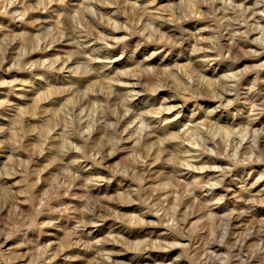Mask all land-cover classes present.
Segmentation results:
<instances>
[{"label":"clouds","instance_id":"obj_1","mask_svg":"<svg viewBox=\"0 0 264 264\" xmlns=\"http://www.w3.org/2000/svg\"><path fill=\"white\" fill-rule=\"evenodd\" d=\"M104 2L4 0L0 71L30 76L0 79V264H264V0ZM34 33L61 42L35 63ZM34 68L68 82L57 120L7 98Z\"/></svg>","mask_w":264,"mask_h":264},{"label":"rangeland","instance_id":"obj_2","mask_svg":"<svg viewBox=\"0 0 264 264\" xmlns=\"http://www.w3.org/2000/svg\"><path fill=\"white\" fill-rule=\"evenodd\" d=\"M0 11H2L3 8V3L4 0H0ZM31 2V0H29ZM84 0H74V6L79 7ZM166 2V0H161V4ZM14 7V5H13ZM98 7V8H97ZM94 10L98 11L101 13V19L104 18V16L111 11H114V7L111 4V0H105L104 3L100 5L94 6ZM30 16H42L44 14L39 13V12H33L29 13ZM0 19H3L2 16H0ZM114 32H116V29H113ZM98 33L102 37H106L108 35L107 32L102 31V29H98ZM118 34H123V33H118ZM33 38L36 42V48L33 49L30 55L26 57L29 61L35 63L37 60H41L47 57H50L51 55L55 54V50L60 46V41L59 40H53L52 44L48 46V48L44 51H41L40 49L43 46V41L41 40L39 34L34 33ZM16 45L13 44V47ZM245 66H249L248 64H245ZM5 67H7V64H5ZM34 72L37 73V75H44L45 79L39 82V94L33 93L32 98L28 101V104H24L21 102L18 98V96H8L7 98L10 100H13L16 103H20L22 108H27L28 105H31L33 108V114L31 116L27 115L25 112L21 113V119L22 120H32L36 121L39 119V117L35 114L38 112L40 108H45L50 114H51V120H57L61 116V110L63 108V101L64 103L71 104L73 103V98L67 94V87H68V82L64 79H62V70L60 73L56 72H48L46 73L44 69H33ZM30 73L27 72H17L15 70L12 71H0V79L2 80H11L13 78L16 79H27L29 78ZM123 86V85H122ZM90 87H95V82H92V85ZM8 92V88L6 85H0V100L5 98L6 93ZM95 94V92H93ZM127 128L125 131L127 132ZM36 128H33V132L35 133ZM44 131H49L48 129H44ZM229 134H228V133ZM49 134H51L49 132ZM230 135V136H229ZM242 135V133H241ZM231 136L232 132L230 130L225 131V151L229 150L232 148V141H231ZM228 137V139H227ZM228 141V142H227ZM240 149V148H239ZM238 149V150H239ZM8 157H0V166H3ZM165 199L168 197L165 196ZM67 199V197L65 198ZM121 209H128L131 206L130 205H121ZM192 222L193 226H196L199 221L196 218L195 215L191 216L189 218ZM45 232L49 233L47 237L44 238V244L46 245H53L56 244L58 241L65 239V232L62 231L60 228H45ZM94 236L97 235H104L105 230L103 226H98L95 231H94ZM110 248L111 246H106ZM68 252H71L73 254L76 253V249H68ZM135 254L132 252L128 251H119L117 250V255L112 257V259H118L120 261H123L124 264H127V261L133 257ZM73 264H79V261H73Z\"/></svg>","mask_w":264,"mask_h":264},{"label":"bare ground","instance_id":"obj_3","mask_svg":"<svg viewBox=\"0 0 264 264\" xmlns=\"http://www.w3.org/2000/svg\"><path fill=\"white\" fill-rule=\"evenodd\" d=\"M1 2V1H0ZM98 8V7H97ZM103 31V30H102ZM228 131V130H227ZM228 133V132H227ZM229 134V133H228ZM230 136V135H229ZM242 136L243 137H245V140L244 141H242L240 144H238L236 147H237V150L240 148V149H242L243 148V146H244V143L246 142V138H247V136H248V132H247V130H245L244 132H242ZM227 139H228V137H227ZM228 142V141H227Z\"/></svg>","mask_w":264,"mask_h":264}]
</instances>
